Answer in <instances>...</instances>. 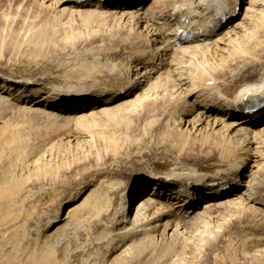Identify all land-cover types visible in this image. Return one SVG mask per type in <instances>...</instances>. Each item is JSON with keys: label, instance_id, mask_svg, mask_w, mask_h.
Wrapping results in <instances>:
<instances>
[{"label": "rangeland", "instance_id": "1", "mask_svg": "<svg viewBox=\"0 0 264 264\" xmlns=\"http://www.w3.org/2000/svg\"><path fill=\"white\" fill-rule=\"evenodd\" d=\"M55 2L0 0V82L14 88L28 83L43 93L127 84L136 64L129 65V58L146 46L143 40L135 44L131 24L123 27L116 19L87 11L60 13ZM256 17L257 26L249 25L251 37L264 41V16ZM253 43L249 57L212 55L206 66L200 65L203 69L192 63L185 73L196 86H214L231 97L242 75L248 78L264 66V46L255 51ZM252 52L258 59L250 61ZM163 86L152 85L142 102L129 109L77 120L70 114L83 105L74 100L63 113L33 108L30 102L20 105L11 96L0 98V264H264V255H252L246 240L259 234L250 226L255 215L246 210L235 215L231 205L204 217H187L180 236L158 232L127 240L112 234L117 202L112 196L118 191L130 194L147 175L225 168L215 141L203 143L201 136L178 132L185 98ZM257 141L260 148L254 145L257 149L250 151L259 158L249 165L260 167L257 176L264 179V134ZM89 181L97 186L89 191L88 204L54 224L57 215L62 218L80 200ZM101 187L115 188L110 198L97 195ZM56 225L62 226L48 235Z\"/></svg>", "mask_w": 264, "mask_h": 264}, {"label": "bare ground", "instance_id": "2", "mask_svg": "<svg viewBox=\"0 0 264 264\" xmlns=\"http://www.w3.org/2000/svg\"><path fill=\"white\" fill-rule=\"evenodd\" d=\"M49 1L41 0V3ZM57 1L55 3L60 13L76 15L87 11L91 15L116 19L123 27L131 24L135 44L143 40L146 46L144 44L145 47L137 48L139 50L135 56L133 54L129 58V65L136 63L131 69L130 81L119 88H57L48 92L46 89L44 93L28 83H21L14 88L6 82H0V98L11 96L20 105L30 102L33 108L44 106L45 109L63 113L69 111L70 104L81 103L83 108L70 114L76 115L74 120H77L88 115L91 117L96 112L106 113L112 109L117 111L136 106L142 102L152 85H164L177 96L183 95L186 107L178 113V132L201 136L203 143L211 139L215 141L224 153L220 157L224 158L225 168L210 173L188 170L189 173L181 171L174 175H147V179L141 181L130 194L127 190L112 194V197H117L112 208V234L127 240L158 232L168 238L180 236L185 232L181 230L187 217L193 214L197 218L204 217L210 210L231 205L236 210L235 215H239V210L255 215L250 226L258 229L259 234L247 236L246 240L250 243L252 255H264V179L257 176L260 167L249 165L259 158L250 150L257 149L253 148L254 145L260 148L257 137L264 134V66L256 74L251 72L248 78L242 75L231 97L221 95L214 86H196L194 77L193 80L191 74L185 73L190 70L187 67L191 68L192 63L198 67L206 66L207 60L219 54L223 60L233 55L236 57V54L248 56L253 42V50L262 49L264 41L253 40L251 36L254 30L251 26L256 25L253 24L258 20L256 16H261L260 19L264 16V8L256 9L258 5H264V0ZM243 3L246 5L244 16L239 18ZM252 53L255 58L250 57V61L258 59ZM22 96L26 98L21 99ZM31 98L34 100L31 101ZM247 168H250L248 175L245 172ZM102 179L104 182L105 179ZM96 186L89 181L83 188L85 191L80 200L69 206L62 218L57 215L54 224L67 221L78 208L88 204L91 198L89 191ZM112 187H101L97 195L107 199L115 189ZM81 199L83 202L79 204ZM136 207V212L130 217L128 212L134 211ZM61 226H54L47 234H55Z\"/></svg>", "mask_w": 264, "mask_h": 264}]
</instances>
